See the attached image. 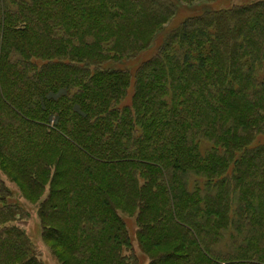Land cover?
I'll return each mask as SVG.
<instances>
[{
  "label": "trees",
  "instance_id": "obj_1",
  "mask_svg": "<svg viewBox=\"0 0 264 264\" xmlns=\"http://www.w3.org/2000/svg\"><path fill=\"white\" fill-rule=\"evenodd\" d=\"M194 1L0 0L2 163L21 161L34 195L48 157L73 160L38 211L59 258L118 261L119 210L141 246L166 249L157 264H264V0L185 19L134 72L126 62ZM4 189L0 264H38ZM223 238L234 253L213 250Z\"/></svg>",
  "mask_w": 264,
  "mask_h": 264
},
{
  "label": "rangeland",
  "instance_id": "obj_2",
  "mask_svg": "<svg viewBox=\"0 0 264 264\" xmlns=\"http://www.w3.org/2000/svg\"><path fill=\"white\" fill-rule=\"evenodd\" d=\"M260 0H197L191 3H178L177 10L172 18L168 21L166 25L156 34L153 38L150 47L146 49V51L139 53L135 59L127 60L126 62L130 64L129 69L131 72H134L138 66L149 58L152 51L160 44V42L164 39V37L171 30L177 28L181 22L185 19L195 17L203 14L206 11H216V10H225L231 7L244 6L249 5L254 2ZM146 13H140L138 16L142 17ZM125 60V59H124ZM106 63H104V66ZM110 66H118V64L111 63ZM16 95H20V89H16L14 91ZM132 95V87L129 88L127 96L123 103H130ZM1 120V116H0ZM51 118L50 123L52 125ZM3 135L9 136V130L5 129ZM22 136H26L25 134ZM26 137H23L22 141H16L13 144L15 150H22L23 146L26 149L25 140ZM264 141V129L261 134L257 136L256 142ZM11 143V141H10ZM5 148L9 146V144L1 145ZM3 150V149H1ZM41 151V150H39ZM2 152V151H0ZM47 158V156H45ZM58 155L50 156L46 159L45 170V180L41 184H39V191H36L34 195L31 194L27 190V188L22 184L19 179L22 176V172L20 171V167L24 166L21 161L15 160L10 162L8 168H5V165L2 163V159L0 158V188L7 189L11 193V197L7 198L6 203L10 204L13 208H19L20 213L17 216L12 218L13 221L8 222L9 225H13L16 228L20 229L26 239L28 240L31 248L34 251L36 261L38 264H108L105 262L104 258H100V254L93 253V259L89 261L88 259L84 260H76L75 258L69 257L65 260V257L59 258L57 254L54 252L58 251L60 254L61 250L48 239H44L43 237V222L39 217V207L45 201L50 193L51 187L49 185L50 180H56L58 187L57 189H64V185L61 184L67 180L66 183H69L73 178V160L70 153L63 154V157L60 161V167L55 166V159ZM30 163V160L27 161V164ZM11 169V170H10ZM63 174L65 176H63ZM65 183V184H66ZM4 189V190H5ZM53 189V188H52ZM64 192V191H63ZM117 218L120 220L119 223H116L113 227L112 233L113 236L110 240H113L114 243L112 247L116 250L119 255L118 261H112L111 264H149L150 259L159 258L158 254H164L166 249H155L150 250V243L141 246V238L138 234V225L136 223V215L129 214L124 211L117 210L116 213ZM72 216L71 214H67L66 221L70 223ZM78 215L73 213V219L71 221H76ZM66 222V223H67ZM102 233L106 232L104 226H101ZM68 230V228H66ZM120 233V234H119ZM53 236V233H49L48 236ZM227 237V235H225ZM218 241V240H217ZM191 242H186V244H190ZM173 244L177 245L179 242H174ZM239 244H232L230 239H222L217 244L213 245V250L218 251L221 255H226L229 253L235 252V247L237 248ZM198 258L194 259L195 263ZM209 260V259H208ZM203 261V260H202ZM200 261L199 264L202 263ZM154 264H157V259L154 261ZM212 264V263H211Z\"/></svg>",
  "mask_w": 264,
  "mask_h": 264
}]
</instances>
